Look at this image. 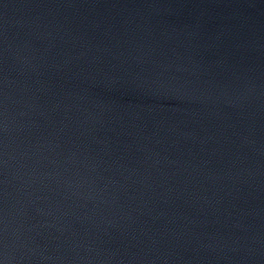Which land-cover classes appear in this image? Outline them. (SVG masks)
<instances>
[{
  "label": "water",
  "instance_id": "95a60500",
  "mask_svg": "<svg viewBox=\"0 0 264 264\" xmlns=\"http://www.w3.org/2000/svg\"><path fill=\"white\" fill-rule=\"evenodd\" d=\"M0 264H264V0H0Z\"/></svg>",
  "mask_w": 264,
  "mask_h": 264
}]
</instances>
